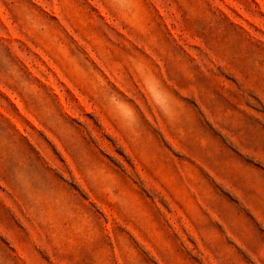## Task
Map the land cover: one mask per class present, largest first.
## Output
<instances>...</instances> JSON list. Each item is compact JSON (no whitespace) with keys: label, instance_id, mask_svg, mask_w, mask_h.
Masks as SVG:
<instances>
[{"label":"rangeland","instance_id":"obj_1","mask_svg":"<svg viewBox=\"0 0 264 264\" xmlns=\"http://www.w3.org/2000/svg\"><path fill=\"white\" fill-rule=\"evenodd\" d=\"M0 264H264V0H0Z\"/></svg>","mask_w":264,"mask_h":264}]
</instances>
